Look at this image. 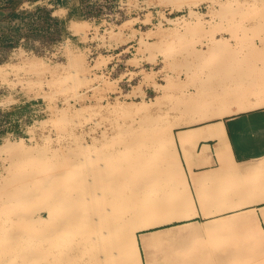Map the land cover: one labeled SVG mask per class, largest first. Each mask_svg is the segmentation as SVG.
<instances>
[{
    "label": "rangeland",
    "instance_id": "374dc122",
    "mask_svg": "<svg viewBox=\"0 0 264 264\" xmlns=\"http://www.w3.org/2000/svg\"><path fill=\"white\" fill-rule=\"evenodd\" d=\"M83 1L64 0L65 5L71 4L73 8L71 19L83 25L80 29L74 27L78 34L68 30L65 19L58 21L56 29L42 33L35 31L38 27L33 26L31 21L37 8L35 7L33 12L24 13L23 19H19V28L22 30L18 29L14 37H11L12 33L0 35V145L8 139L14 144L10 150H0V206L4 202L12 201L13 187L27 176L43 168L49 174L58 172L67 163L69 156L78 159L82 157L80 148L85 145L90 147L85 156L87 158L94 156L100 159L102 154L113 151L115 158H123L125 161L122 163L127 164V159L137 154L130 152L129 132H150L154 126L170 129L174 123L173 113L191 115L194 118L203 115L204 105L201 102L212 91L226 87L231 72L234 82L233 86L229 84V88L233 89L234 94L253 93L249 98L251 102L259 97L264 98V83L261 84V77L264 76V0H181V7L189 5L183 8L160 4L158 0H124L128 15L117 29L100 23H88L80 8ZM45 7L38 9L44 18H48L51 13ZM150 7H154L151 10L158 11L160 21L152 23L150 13L144 23H140L138 13L147 11ZM170 12L173 14H169ZM197 13L202 15V23L188 24L195 20ZM171 17L178 19L170 22ZM165 21L169 24H164ZM41 26L47 28L45 24L39 23V27ZM31 29L34 31L31 32ZM21 35L26 40L21 39L19 42ZM213 36L220 39V44L228 43L229 46L221 49L219 44H208V39ZM164 49L169 55L167 59L161 56ZM205 55L210 56L207 64L203 63ZM114 57L116 60L122 59L126 66L109 77L102 70L115 61ZM155 58L156 61L153 60ZM32 60H41L44 63L40 66L41 71L39 68L37 70L30 67L28 62ZM24 64L29 65L28 68ZM170 75L177 82L182 81L179 82L181 86L175 89L174 96L168 98L169 100L158 102L163 94L159 85L166 84ZM59 78H62L63 83L56 85L55 81ZM197 102L201 103L198 111L190 112L191 106ZM143 103L150 105L131 114L109 111V108L118 105L130 109ZM235 106L238 109V105ZM218 108L223 113L226 107L216 105L214 110ZM260 108L264 107L252 110ZM41 121L45 122L43 126ZM22 139L33 149L37 162L35 158L31 162H23V154L17 147ZM176 153L178 151L174 144L169 150L163 148V156L160 157L165 160L162 168L164 179L171 184L167 191L173 190L176 195L173 208L168 210V218L184 212L179 204L180 199L184 198L182 190L174 189L180 180L179 165L172 163L177 159L180 164L179 154ZM19 161L21 170L19 167L11 169V165H16ZM82 165V170L87 168V163ZM110 170L117 169L105 168V178L109 180L110 187L109 191H103L101 195L112 194L117 189L131 192L137 187L135 182H117ZM87 179L81 187L83 192L91 187L94 177L89 175ZM98 191H102V188L98 187ZM41 202L37 201L26 210H21H25L28 217L32 214L47 216V210L42 208L45 203ZM17 211L19 210L15 209L12 213L7 212L9 215L3 216L17 220ZM146 211L147 214H144L142 220L152 217L159 221L163 217L161 210H155L154 213ZM258 220L254 222L255 226H250L249 223L244 226L240 221H231L217 227L195 224L167 231H154L149 235L153 237L174 233L177 239L146 248L141 246L143 264H264V230ZM23 223L20 229H16L15 221L5 222L1 228L0 239L6 243V237L23 235L20 242L26 244L25 250H30L29 253L35 257L29 264H42L36 257L39 240L36 236L28 240L29 236L34 235V231ZM162 225L165 224L149 230L160 229ZM193 226L211 227L214 230L211 229L213 232H209L210 235L199 240L182 239L181 235L185 233L183 231ZM212 236L217 238L216 241ZM141 237L139 233V238ZM33 240L35 242H31ZM5 243L0 245V250ZM195 247H199V257L192 254ZM19 253L20 249L2 252L0 264L10 261L11 264H22Z\"/></svg>",
    "mask_w": 264,
    "mask_h": 264
},
{
    "label": "bare ground",
    "instance_id": "6f19581e",
    "mask_svg": "<svg viewBox=\"0 0 264 264\" xmlns=\"http://www.w3.org/2000/svg\"><path fill=\"white\" fill-rule=\"evenodd\" d=\"M177 19L178 18L169 19V21L173 22ZM208 22L211 23L210 20ZM200 23H202V15L197 13L195 15V20L188 24L198 25ZM76 32L78 34V31ZM76 32L74 33L76 34ZM209 43L219 44L221 49L229 46L228 43L220 44V39L215 38L214 36L208 39V44ZM161 56L162 58L167 59L169 57L167 50L164 49L161 52ZM156 59L157 58L153 60L156 61ZM209 59L210 56L205 55L203 63H209ZM28 63L30 67L37 70L38 68L40 70V66L44 64L41 60H32ZM26 66L27 65H25V67ZM192 78H194V76ZM261 79L263 81L261 84H263L264 76H262ZM177 81L178 80L171 76L167 79L166 84L159 85L163 90V94L160 99H158V102H162L164 99L174 96L175 89H177L178 86L180 87L182 83L180 80L179 82L181 83ZM55 82L56 85H58L62 84L63 80L62 78H59ZM251 94L247 95L242 92L234 94L233 89L231 90L229 88V84H227L226 87L222 86L220 90H214L205 98L203 97L204 100L201 103L204 105V114L201 115L200 118H196V116L194 121L232 113L230 108L231 104L238 105V109L236 107L235 110L237 113L243 112L244 110L246 111L247 109L252 110V108L256 107H264V98L259 97L257 100L251 102V100H249ZM194 97L196 96H192V98ZM201 103L197 102L196 105H192V111H198ZM0 104L2 103L0 102ZM149 105V103H143V105H136L130 109H124L118 105L109 108V111L123 115L131 114L135 111L139 112L140 110L147 108ZM216 105L226 107L223 113H221V111L217 113L214 110ZM149 108H151V106ZM40 124L43 126L45 122L41 121ZM142 125L144 128V124ZM178 125H181V123L178 121L174 122L170 129H166L167 131L162 127L158 128L154 126L151 131L149 130L150 132H129L131 133V142L129 144L131 146L130 152L137 154H132L133 156L127 159V164L122 163L125 161L123 158H115L113 151L112 153L102 154L100 159L94 158V156L87 158L88 156H85L90 147L85 145L80 148L82 157L78 159V157L73 158V156H69L67 158V163L63 165L58 172H52L49 174L48 170L43 168L33 175L30 174L26 179L18 183L17 186L13 187L11 193L12 201L7 203L4 202L2 206H0V232L5 222H9L10 220L15 221V224H17L16 229H20L23 222L26 226L32 227L34 235L29 236L28 240L35 238V236L38 238L39 241L36 251L38 255L36 257L41 260L42 264H143L141 246L146 248L149 245L166 244L177 239V236L174 233H166L152 237L148 233L146 234L150 228L161 224H170L176 220L190 218L194 215L187 211V208L192 204L191 199L181 198L179 204H184V212H180L174 217H167L168 210H170L171 207L173 208L174 197L176 195L173 194V190L170 192L167 191L168 188L171 187V184L169 185V181L164 179V170H162V168L165 165V160H161L160 157L163 156V148L169 150L174 144H176L173 129ZM35 126L34 128H36ZM187 132L191 133L180 134L182 145L193 142V139L189 136L190 134L194 136V133L198 131ZM220 132H223V130ZM218 137L223 138V135H218ZM12 145L14 144L8 139L4 144L0 145V150H10ZM17 147L23 154V162H31V160L35 158V154L32 152L33 149L26 145L24 139L19 142ZM35 161L37 162L36 158ZM20 163L21 161H19L18 164L15 163L16 165L12 164L11 169H16V167H19L20 169ZM82 163H87V168L84 170H82V167L84 166ZM172 163H176L180 166L177 159L173 160ZM33 165H31V167ZM105 168L108 170L110 168L117 169L110 170V172L114 174L117 182L123 181V183H126L131 181L137 183V187L131 190V192L117 189L114 190L112 194L107 193L106 196L101 195V192L104 191L105 193L109 191L110 187H108V184L110 183L109 180L105 178V175H107ZM34 170L37 169L35 168ZM89 175L93 176L94 180H91V187L86 188L83 192L81 187L85 185ZM1 184L2 178H0V192L2 190ZM149 184L151 185L149 186ZM98 187H101L102 191H98ZM183 187H187V184L185 186H178L177 190L180 191ZM253 187L255 188L256 185ZM7 197L5 196V198ZM37 201H44L45 205L42 208L47 210L48 215L44 216L38 214L39 216H34L32 214V216L28 217L24 211L27 207H30L29 205H33ZM23 208L25 209L24 211L21 210ZM15 209L19 210L16 212L18 216L17 220L4 218V214L9 215L10 213L7 212L12 213ZM146 210L153 211V213L155 210L156 212L157 210H161L163 212V217L159 221L156 219L154 220L152 217L142 220L145 216L144 214H147ZM211 215V213L207 214L208 217ZM255 220V217H249L244 224H241L246 226L249 223L250 226H255ZM188 226L189 225H182L181 228ZM211 229L213 228H199L197 226L189 227V229L183 231L185 233L181 235V237L182 239L193 238L194 240H199L205 235H210L209 232H213L214 230L211 231ZM167 230L168 229H164V231ZM139 233L142 235L141 238H139ZM22 236L23 235H12L11 237H6L8 238L7 241L4 239L6 243L0 239L2 242L0 245L3 246V243H5L4 247L0 250V255L2 252L8 253L14 249H20L19 255H21L22 258V264H29V262L33 261L35 257L29 253L30 250H25L26 244L23 245V243L20 242L23 238ZM212 237V239H214V236ZM31 242L35 241L33 240ZM199 244L202 245V243ZM193 250V256L199 257V247H195ZM262 263L263 262H261V264ZM6 264H11V261ZM148 264L150 263L148 262Z\"/></svg>",
    "mask_w": 264,
    "mask_h": 264
},
{
    "label": "crops",
    "instance_id": "0c3cea01",
    "mask_svg": "<svg viewBox=\"0 0 264 264\" xmlns=\"http://www.w3.org/2000/svg\"><path fill=\"white\" fill-rule=\"evenodd\" d=\"M158 1L178 8L189 6L185 4L181 7V0ZM33 4L46 6L45 9L55 15L57 21L65 19L71 32H75L74 27L83 28L82 24L71 19L73 8L71 4L65 5L64 0H0V35H11L17 31L24 9ZM153 8L138 13L140 23L143 24L150 13L152 23L160 21L158 11L151 10ZM228 84L233 86L232 72ZM231 110L232 113L223 116L197 121L191 115L172 114L173 122L181 123L173 129L180 157V180L177 183L178 186L187 184L181 190L184 199H191L192 204L187 211L194 215L162 225L161 230H148L146 234L181 228L182 225L206 224L217 227L231 221L244 224L249 217L259 219L264 230V108L237 113L236 106L232 104ZM215 111L219 112L220 109ZM187 131L198 132H193L194 136L190 134L193 142L182 145L180 134L191 133ZM218 135H223V138ZM178 186L174 189L177 190ZM181 206L184 208L183 203ZM208 213L212 215L208 217Z\"/></svg>",
    "mask_w": 264,
    "mask_h": 264
},
{
    "label": "built area",
    "instance_id": "2783aa9c",
    "mask_svg": "<svg viewBox=\"0 0 264 264\" xmlns=\"http://www.w3.org/2000/svg\"><path fill=\"white\" fill-rule=\"evenodd\" d=\"M35 7L37 8L34 11L33 18L31 20L33 26L38 27V30L35 31L42 33V32H47V30L56 29L57 25L59 24V22L57 21V17L51 13L48 18H44L42 12L38 9V7L42 8L43 6L38 4L37 5L33 4L30 7L25 8L24 12L26 14H29L30 12H33L32 9ZM80 8L82 10L83 18H85L88 23L90 24L100 23L102 25H108L109 27H112L114 29H117L120 25V22H122L124 17L128 15L127 4L125 3L124 0H84L82 4H80ZM39 23L45 24L47 28L46 27L44 28V26L39 27ZM20 24L21 23L19 22L16 30L18 29L20 31L22 30L21 28H19ZM164 24H169V23L165 21ZM30 31L33 32L34 30L31 29ZM16 33L17 31L12 32L11 37H14ZM22 35L19 42L21 41V39L22 41L26 40L25 37H23ZM96 35H98V33H96ZM125 66L126 63L122 59H117V60L115 59V61L109 63L102 70V72L104 73V75H108L109 77H111Z\"/></svg>",
    "mask_w": 264,
    "mask_h": 264
}]
</instances>
